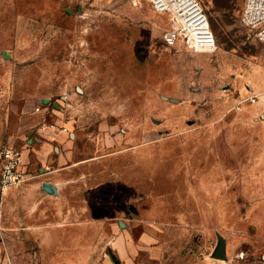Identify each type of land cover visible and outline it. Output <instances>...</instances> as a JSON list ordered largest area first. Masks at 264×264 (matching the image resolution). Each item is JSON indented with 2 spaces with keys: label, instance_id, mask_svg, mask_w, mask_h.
<instances>
[{
  "label": "rangeland",
  "instance_id": "rangeland-1",
  "mask_svg": "<svg viewBox=\"0 0 264 264\" xmlns=\"http://www.w3.org/2000/svg\"><path fill=\"white\" fill-rule=\"evenodd\" d=\"M198 1L211 54L168 47L147 0H0V152L33 161L47 122L89 160L56 200L5 195L6 264H264V46L245 0Z\"/></svg>",
  "mask_w": 264,
  "mask_h": 264
},
{
  "label": "built area",
  "instance_id": "built-area-1",
  "mask_svg": "<svg viewBox=\"0 0 264 264\" xmlns=\"http://www.w3.org/2000/svg\"><path fill=\"white\" fill-rule=\"evenodd\" d=\"M141 0H131L138 5ZM158 14L168 18V28L163 39L168 47L190 54H211L217 50L216 37L209 18L198 0H147ZM240 23L253 32L256 40L264 46V0H245ZM43 113L46 107L38 106ZM52 142L60 134L70 136L67 127L44 122L39 128ZM28 163L24 149L7 147L0 152V194L6 189L29 180Z\"/></svg>",
  "mask_w": 264,
  "mask_h": 264
},
{
  "label": "crops",
  "instance_id": "crops-1",
  "mask_svg": "<svg viewBox=\"0 0 264 264\" xmlns=\"http://www.w3.org/2000/svg\"><path fill=\"white\" fill-rule=\"evenodd\" d=\"M263 116L264 114H261V120H264ZM40 135L39 129L33 130L27 134L29 137L28 143L30 145L32 144L37 153L35 159L32 161L29 157V153L25 152L26 161L28 163L29 180L21 185L10 187L6 189L2 195L0 194V238L4 234V230L7 226L3 206L5 195L21 189L24 192H39L45 200L53 201L52 199L56 200L61 196L63 183H70L71 186H77L81 183L79 178L80 168L89 160L76 158L74 150L68 153V146H66L68 142L65 138L61 137V142L59 143V146L56 147L53 143L42 142ZM73 137H75L73 134L69 136L71 139ZM53 151L55 154H53ZM37 168L39 170L38 172H36ZM44 183H50L56 186L58 194L50 195L46 193L43 189ZM131 209L134 212H137L133 207H131ZM0 264H6L1 245Z\"/></svg>",
  "mask_w": 264,
  "mask_h": 264
},
{
  "label": "water",
  "instance_id": "water-1",
  "mask_svg": "<svg viewBox=\"0 0 264 264\" xmlns=\"http://www.w3.org/2000/svg\"><path fill=\"white\" fill-rule=\"evenodd\" d=\"M4 56H5V58H7L6 55H4ZM39 104H41L43 106H48L50 104V100L49 99L40 100ZM54 107L57 108V105L54 104ZM263 118H264V116H263ZM43 189L46 193H48L50 195H57L58 194L56 186H54L50 183H44ZM217 238H218V242H217V246H216L214 252L212 253V258H214L216 260L227 261L228 256H227L226 240L221 234H217ZM110 254H111V258L115 264H121V261L119 260V258L112 251H110Z\"/></svg>",
  "mask_w": 264,
  "mask_h": 264
}]
</instances>
